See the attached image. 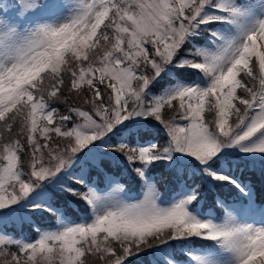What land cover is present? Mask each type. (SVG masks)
<instances>
[{"label": "snow or ice", "instance_id": "obj_1", "mask_svg": "<svg viewBox=\"0 0 264 264\" xmlns=\"http://www.w3.org/2000/svg\"><path fill=\"white\" fill-rule=\"evenodd\" d=\"M245 171L264 191V0H0V264H264Z\"/></svg>", "mask_w": 264, "mask_h": 264}, {"label": "trees", "instance_id": "obj_2", "mask_svg": "<svg viewBox=\"0 0 264 264\" xmlns=\"http://www.w3.org/2000/svg\"><path fill=\"white\" fill-rule=\"evenodd\" d=\"M58 107H59L60 111H62V112L64 111V105L63 104L59 105ZM158 139H159V142L161 144H163L159 137H158ZM105 171L107 173H113L115 175H118L122 178V180H127L129 183L134 184L136 189L140 185V181L134 177V174L128 175V174H125L121 171L113 169L107 165H105ZM102 175L103 174H97L95 170H92L90 172V178L92 176V177H95L97 180H101ZM237 175H241V173L237 172ZM241 178L245 179V181H247V182L252 181L255 184L256 203L258 205L261 203H264V191H262L258 176L252 175L248 171H245L241 175ZM157 179H158L159 189L163 192V195L166 197H170L171 194L175 191V184L170 179V173H167V172L161 173L160 175H157ZM204 189H205V186L201 185V190L204 191ZM217 197L223 199L226 203H233V202H237L240 200L238 197V193L235 190H230L227 188L222 189V190L218 189V190L212 191V192H206V194H205V203H206L205 206L206 207H212L213 209H215V211L218 214L223 212V210H222V208H218V207L214 206V201ZM72 201L73 202L71 203L70 207L67 208V214L72 220H74V219L78 218V216L81 212H86L87 208L84 206L83 202L78 201L76 198H72ZM63 203H64L63 200L59 201V204L62 205ZM36 219H37V223H40L42 225L50 224L53 221V217H51V216H45L43 218H36ZM24 232H30L31 237L35 236V233L30 231L27 227L24 228Z\"/></svg>", "mask_w": 264, "mask_h": 264}, {"label": "rangeland", "instance_id": "obj_3", "mask_svg": "<svg viewBox=\"0 0 264 264\" xmlns=\"http://www.w3.org/2000/svg\"><path fill=\"white\" fill-rule=\"evenodd\" d=\"M165 115H166V117H167V116H170L171 113L166 112ZM206 118H207V119H211V115H210V114H206ZM159 138L161 139L162 143H164V139H163V134H162V133L160 134V137H159ZM163 169L167 170L165 167H163ZM151 175H152V173H151ZM152 176H154V175H152ZM155 182H156V180H155ZM245 182H247V181H245ZM120 183H121V182H120ZM121 184H123V183H121ZM123 185H124V184H123ZM97 186H98V185H97ZM98 188L101 189V194H102V195H103V194H107L108 191H109L108 184H107V181H106V180H105V187H100V186H98ZM140 194H141V187H140V192H139L138 196H136V197H139ZM173 195H175V193H174ZM173 195H172V196H173ZM162 196H163V198H164V195H163V194H162ZM242 203H245V201L238 202V203H236V204L239 206V205L242 204ZM208 209H209V208H208ZM212 209H213V208H212ZM206 210H207V209H206ZM213 213H214L215 215H217L214 209H213ZM222 214H223V213H222ZM222 214H221L220 216H222ZM217 216H219V215H217ZM17 229L19 230V228H17ZM9 231H12V228H11V227L9 228ZM16 232H17V234H19V231H16ZM24 235H25V236H30V232H24ZM30 237H31V236H30Z\"/></svg>", "mask_w": 264, "mask_h": 264}]
</instances>
